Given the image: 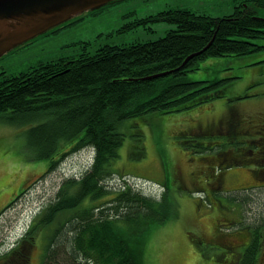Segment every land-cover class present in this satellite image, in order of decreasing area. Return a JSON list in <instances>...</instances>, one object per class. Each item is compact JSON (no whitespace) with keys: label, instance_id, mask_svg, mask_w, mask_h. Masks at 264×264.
Here are the masks:
<instances>
[{"label":"trees","instance_id":"1","mask_svg":"<svg viewBox=\"0 0 264 264\" xmlns=\"http://www.w3.org/2000/svg\"><path fill=\"white\" fill-rule=\"evenodd\" d=\"M154 22L174 27L156 40L102 46L17 76L0 74V119L13 126L33 124L25 132L26 144L37 159L50 160L47 173L69 153L93 151L88 169L61 183L55 198L1 261L27 264L28 247L45 230L39 264H144L149 230L177 217L170 182L162 185L158 198L127 184L113 191L108 187L114 175L111 163L124 140L122 128L130 119L184 112L225 97L226 84L237 77L192 81L187 74L209 58L263 51L264 0H245L221 18L168 9L126 27ZM168 71L172 73L146 79ZM215 168L217 175L220 168ZM252 217L257 223L252 227L254 239L240 264H255L258 257L264 209L254 207Z\"/></svg>","mask_w":264,"mask_h":264},{"label":"rangeland","instance_id":"2","mask_svg":"<svg viewBox=\"0 0 264 264\" xmlns=\"http://www.w3.org/2000/svg\"><path fill=\"white\" fill-rule=\"evenodd\" d=\"M243 1L122 0L84 14L77 21L8 53L0 58V74L6 78L17 76L62 57H75L85 51L94 53L102 46L156 40L174 26L165 22L126 26L160 11L187 9L221 18L230 15ZM262 59L264 50L241 58L206 59L187 78L204 81L237 77L226 84L225 97L188 111L151 114L125 122L124 140L118 157L111 163L114 175L108 187L113 191L127 184L146 196L158 198L163 192L162 185L170 182L177 210L176 218L149 230L143 250L144 264H224L218 258L223 250L211 245L226 248L233 241L243 244L248 240L257 224L252 217L253 208L264 209V187L244 185L264 183L258 176L251 178L249 173L262 168V163H245L230 172L214 173L219 159L229 163L228 155L244 152L238 148H244L245 144H235L238 136L230 140L228 129L238 123L241 130H247V125L263 116L264 63H259ZM244 95L247 97L228 101ZM32 126H13L0 119L1 257L20 242L30 222L55 198L61 183L79 178L93 159L91 149H82L66 155L47 173L50 160L37 159L26 144L25 132ZM235 148L238 151H233ZM223 223L231 226L221 227ZM258 232L264 242L263 229L260 227ZM45 233L42 231L28 247L27 264L40 263ZM200 241L203 244H198Z\"/></svg>","mask_w":264,"mask_h":264},{"label":"water","instance_id":"3","mask_svg":"<svg viewBox=\"0 0 264 264\" xmlns=\"http://www.w3.org/2000/svg\"><path fill=\"white\" fill-rule=\"evenodd\" d=\"M122 0H0V58L84 14ZM190 55L184 63L196 56ZM172 71L147 77L157 79Z\"/></svg>","mask_w":264,"mask_h":264},{"label":"flooded vegetation","instance_id":"4","mask_svg":"<svg viewBox=\"0 0 264 264\" xmlns=\"http://www.w3.org/2000/svg\"><path fill=\"white\" fill-rule=\"evenodd\" d=\"M259 121V122H258ZM248 122H251V119L248 120ZM257 122V123H256ZM255 123H252L250 125H247V130H241L240 126L238 123L231 126L230 129H228V134L231 135L232 137H229L230 140H233V137L238 136V138L235 137V144H245L244 148L239 147L238 149L244 150V152H240L235 156L228 155L226 160L229 161V163H222V158L219 159V168H220V173L221 171L226 170L227 172H230L233 170V168L244 165L245 163H262V168H258L256 170H249L250 177L253 178L254 176L260 177V179L264 180V113L262 118L257 117V121ZM232 142V143H234ZM227 143H229L227 141ZM225 143V144H227ZM245 147H248V149H245ZM237 148H235L233 151H238ZM255 157V158H254ZM239 160H238V159ZM222 164V165H221ZM219 180V178H218ZM264 187V183L261 185L258 184H250V185H244V187L247 188H257V187ZM219 187H221L219 185ZM232 223H235L234 221ZM231 226V224H228L225 226L223 223L221 227L228 228ZM218 228V231L222 228ZM263 229V234L264 235V225L259 226ZM249 230V229H246ZM252 231V230H251ZM250 231V236L248 240L243 243V244H234L231 242L230 246L223 248L220 247L219 245H211L208 243L207 245L215 246L221 251L219 254V260L220 262L223 261L224 264H229L230 262H233V264H240V261L243 259L244 256V250L248 248V246L251 244L252 240L254 239L253 237V231L251 233ZM203 244L201 241L198 244ZM257 244H259L258 248V257L255 259V264H264V253H263V248L262 245L264 244L263 240L258 236L257 238ZM261 253L262 258H260L261 262L258 260L259 254ZM14 260V259H13ZM258 261L260 263H258ZM0 264H10L1 261Z\"/></svg>","mask_w":264,"mask_h":264}]
</instances>
